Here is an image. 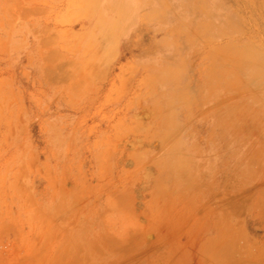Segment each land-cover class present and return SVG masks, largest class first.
<instances>
[{
	"label": "rangeland",
	"instance_id": "374dc122",
	"mask_svg": "<svg viewBox=\"0 0 264 264\" xmlns=\"http://www.w3.org/2000/svg\"><path fill=\"white\" fill-rule=\"evenodd\" d=\"M0 264H264V0H0Z\"/></svg>",
	"mask_w": 264,
	"mask_h": 264
}]
</instances>
